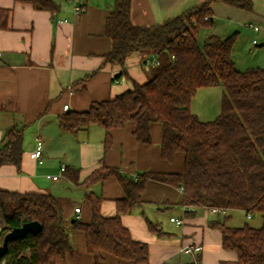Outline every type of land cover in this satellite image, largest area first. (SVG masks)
<instances>
[{
	"label": "trees",
	"instance_id": "16d2710c",
	"mask_svg": "<svg viewBox=\"0 0 264 264\" xmlns=\"http://www.w3.org/2000/svg\"><path fill=\"white\" fill-rule=\"evenodd\" d=\"M16 1L52 14L61 8L57 0ZM213 1L147 26L132 23V0H115L105 26L112 41L105 61L124 66L128 56L139 52L143 59L156 56L159 64L148 67L147 82L134 81L132 89L113 99L95 101L88 110L60 117V127L74 133L94 124L102 127L106 150L113 130L134 123L136 140L151 144V126L160 123L162 158L172 163L177 155L184 156L183 172L143 171L134 178L104 164L82 182L77 171L69 174L74 183L85 187L91 204L90 221L74 219L73 226L85 233L94 264H103L106 253L135 264L149 263V244L135 239L122 222L123 215L146 203L143 193L148 182L182 188L184 206L260 213V227L229 226V215L210 224L221 230L223 247L238 255L236 261L224 264H264V68L237 67L232 56L236 33L225 38L210 35L203 45L198 42L199 32L213 26L209 8ZM225 1L251 8L242 0ZM11 16L12 8H0V30L9 28ZM203 87L223 89L220 114L212 121L202 120L191 108ZM24 129L17 124L6 129L0 166L13 164L21 170ZM112 178L124 196L117 201L116 214L105 216L104 197L91 186ZM30 221H39L42 230L10 241L0 264H56L58 256L72 250L63 208L53 194L0 190V244L7 231ZM147 224L151 231L162 233L153 221L147 219ZM188 264H200V259Z\"/></svg>",
	"mask_w": 264,
	"mask_h": 264
},
{
	"label": "crops",
	"instance_id": "0c3cea01",
	"mask_svg": "<svg viewBox=\"0 0 264 264\" xmlns=\"http://www.w3.org/2000/svg\"><path fill=\"white\" fill-rule=\"evenodd\" d=\"M57 1L60 11L52 14L16 0H0V8H12L9 28L0 30V146L9 126H25L21 170L13 164L0 166V190L53 194L63 208L72 245V250L56 258V264H94L85 233L73 226L74 219L90 221L91 204L85 187L74 183L69 174L77 171L82 182L104 164L134 178L143 171L183 172L184 156L177 155L172 163L162 158L160 123L151 126V144L136 140L134 123L113 130L108 150L105 130L98 125L75 133L60 127L64 114L88 110L95 101L113 99L132 89L134 81L147 82L150 72L139 52L128 56L124 66L105 61L104 54L112 48L105 26L115 0H83L85 10L81 14L74 13L73 0ZM205 1L132 0L131 21L135 25L161 24ZM244 1L251 8L214 0L209 6L213 26L200 32H205L206 38L236 33L232 56L237 67L264 68V0ZM65 105L69 106L67 110ZM191 108L196 113L193 101ZM38 140L43 141V155L34 159L31 152ZM62 167L66 169L62 171ZM76 188L84 189L82 196L76 197L80 200L72 195ZM91 190L104 197L102 213L115 215L117 201L124 196L119 182L113 178L97 182ZM183 194L182 188L148 182L143 193L146 203L122 216L132 236L149 244L148 264H188L198 259L200 264L236 261L237 253L222 245L221 230L210 224L222 220L230 210L220 213L206 206H184ZM79 206L77 218L75 208ZM172 217L183 220V224L177 225ZM147 219L162 233L151 231ZM188 245H201L203 249L187 253L184 249ZM103 264L135 263L106 253Z\"/></svg>",
	"mask_w": 264,
	"mask_h": 264
},
{
	"label": "rangeland",
	"instance_id": "374dc122",
	"mask_svg": "<svg viewBox=\"0 0 264 264\" xmlns=\"http://www.w3.org/2000/svg\"><path fill=\"white\" fill-rule=\"evenodd\" d=\"M205 34V32H200L197 35L198 42L201 45H203L207 39ZM222 93L223 89L220 87H203L197 91L193 98V109L202 120L212 121L218 117L221 110ZM83 190L82 188H76L72 192V195H75L74 199L80 200V198L76 197L82 196ZM228 214L229 219L227 223L230 226H244L247 224L252 227H259L263 223L262 216L258 212L250 213L252 216L251 218H248L247 211L243 209H231Z\"/></svg>",
	"mask_w": 264,
	"mask_h": 264
},
{
	"label": "built area",
	"instance_id": "2783aa9c",
	"mask_svg": "<svg viewBox=\"0 0 264 264\" xmlns=\"http://www.w3.org/2000/svg\"><path fill=\"white\" fill-rule=\"evenodd\" d=\"M74 1V13L75 14H81L84 12L85 7L83 4V0H73ZM255 29H258V27L256 26ZM254 43H257V40H254ZM142 64L145 67H150V66H155L159 64V61L157 59L156 56H149V57H145L142 61ZM64 108L67 110L69 108L68 105H65ZM43 149H44V144L43 141L38 140L36 148L31 152V157L34 159H40L43 155ZM65 170V167H62V171ZM54 179H57L58 176H53ZM213 212H220V213H226L225 210L223 209H217V208H211ZM75 211L78 213L77 218L80 217L79 213L81 212V207H76ZM249 217L251 215H248ZM171 221L175 222L177 225H182L183 224V220L172 217ZM203 249V247L201 245H188L184 251L187 253H191V252H201Z\"/></svg>",
	"mask_w": 264,
	"mask_h": 264
},
{
	"label": "water",
	"instance_id": "95a60500",
	"mask_svg": "<svg viewBox=\"0 0 264 264\" xmlns=\"http://www.w3.org/2000/svg\"><path fill=\"white\" fill-rule=\"evenodd\" d=\"M41 230L42 224L39 221H30L24 223L22 226L14 227L7 231L0 244V258L4 256L10 241L25 237L29 233L38 234Z\"/></svg>",
	"mask_w": 264,
	"mask_h": 264
}]
</instances>
